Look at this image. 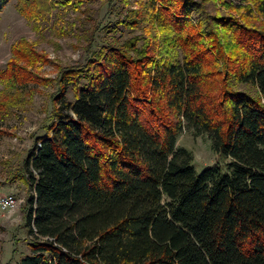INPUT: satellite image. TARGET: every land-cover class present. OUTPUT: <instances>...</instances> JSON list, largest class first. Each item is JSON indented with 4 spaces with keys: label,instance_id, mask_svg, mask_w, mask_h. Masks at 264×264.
<instances>
[{
    "label": "trees",
    "instance_id": "trees-1",
    "mask_svg": "<svg viewBox=\"0 0 264 264\" xmlns=\"http://www.w3.org/2000/svg\"><path fill=\"white\" fill-rule=\"evenodd\" d=\"M139 1L160 45L153 33L117 39L133 29L125 16L101 47L89 41L80 69L60 72L50 120L22 162L31 241L19 264H264V0L195 23L189 0ZM172 50L180 61L166 59ZM19 51L5 90L17 87ZM3 94L0 108L23 102ZM183 129L226 162L197 174L176 145Z\"/></svg>",
    "mask_w": 264,
    "mask_h": 264
},
{
    "label": "rangeland",
    "instance_id": "rangeland-1",
    "mask_svg": "<svg viewBox=\"0 0 264 264\" xmlns=\"http://www.w3.org/2000/svg\"><path fill=\"white\" fill-rule=\"evenodd\" d=\"M26 1L9 0L0 12V93L13 97L21 93L23 99L19 107L0 108V195H12L16 200L13 209L0 213V264H19L30 253L31 238L25 225L24 211L26 198L32 191L21 177L22 162L35 140L44 134L50 120L60 72L67 68L80 69L88 60L84 48L89 41L93 42L95 49L101 47L103 36L109 34L111 26L122 22L125 16L132 20L133 29H121L115 35L117 39L124 42L134 38L143 42L153 33L156 46L161 44L159 29L146 22L147 14L139 0H130L127 4L123 0H83L76 8L73 7L75 0L72 4L68 0H46V7L42 0H35V4L30 5L32 11L30 8L28 11L26 5L23 12L19 11L18 3L25 4ZM189 1L199 9L198 13L191 15L194 23L199 18L214 16L235 18L243 10L238 12L234 7L248 5L245 0ZM230 5L231 10L228 8ZM17 48L22 57L13 65L16 67L13 70L17 87L9 85L11 88L7 90L9 87L6 85L5 90L3 79L6 80L9 73L5 77L3 74L7 71V64L13 60V50ZM161 56L159 52L155 53V58ZM173 57L180 61V50L170 51L166 59ZM208 65L210 71L222 69L221 61ZM219 76L211 78V86ZM234 88L259 96L252 86L235 85ZM66 100L74 101L72 92L67 93ZM176 145L192 153V165L197 174L206 167L226 162L225 158L211 151L206 137H194L186 129L181 132Z\"/></svg>",
    "mask_w": 264,
    "mask_h": 264
},
{
    "label": "built area",
    "instance_id": "built-area-1",
    "mask_svg": "<svg viewBox=\"0 0 264 264\" xmlns=\"http://www.w3.org/2000/svg\"><path fill=\"white\" fill-rule=\"evenodd\" d=\"M16 206V200L12 195H0V213L5 214Z\"/></svg>",
    "mask_w": 264,
    "mask_h": 264
}]
</instances>
